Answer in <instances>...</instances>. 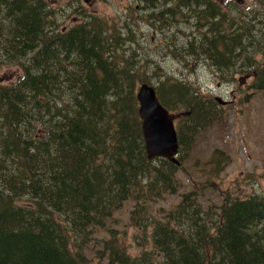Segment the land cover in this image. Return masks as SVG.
<instances>
[{"label": "trees", "instance_id": "trees-1", "mask_svg": "<svg viewBox=\"0 0 264 264\" xmlns=\"http://www.w3.org/2000/svg\"><path fill=\"white\" fill-rule=\"evenodd\" d=\"M144 1L157 8L171 0ZM176 4L157 18L164 21L163 12L174 17L183 5L206 28L201 43H190L195 51L185 49L188 55L222 73L244 58L259 63L264 31L252 21L230 23L214 0ZM54 20L48 0H0V65L14 70V80L0 81V264H90L86 251L101 230L113 240L102 239L97 264H264V191L227 195L220 212L210 214L195 187L163 218L149 219L154 202L180 189L186 145L220 112L218 102L181 78L153 85L162 104L179 115L182 160L149 159L137 91L152 84L138 65L118 62L104 21L85 14L64 31ZM249 33H257L253 50ZM256 64L250 68L256 66L264 88ZM223 152L210 157L205 182L228 166ZM130 200L137 230L147 231L140 246L149 244L137 254L110 227Z\"/></svg>", "mask_w": 264, "mask_h": 264}, {"label": "rangeland", "instance_id": "rangeland-1", "mask_svg": "<svg viewBox=\"0 0 264 264\" xmlns=\"http://www.w3.org/2000/svg\"><path fill=\"white\" fill-rule=\"evenodd\" d=\"M229 15L231 23L252 21L258 31H264V6L256 0H214ZM55 12L54 22L68 30L84 19V15H94L104 21L106 36L112 43L116 59L121 65L139 66L147 82L158 86L166 78L184 79L195 88L200 96L213 99L219 104L220 112L211 123L200 127L194 141L186 145L189 152L183 161L187 171L180 170L177 178L180 189L175 194H167L152 204L149 218L158 220L164 217L165 211L178 204L183 193L199 190V200L203 207L212 214L220 212L224 198H247L249 195L263 194L264 191V88L258 87V76H254L256 62L242 59L234 63L233 72L222 73L212 67L211 62L185 50L195 51L191 42L197 46L202 41L206 28L202 27L197 13L188 7L180 6L175 18L164 13L165 20L160 21L158 13L164 9L177 6L176 0L149 6L144 0H48ZM163 3V1H161ZM50 18V17H49ZM229 24L227 23V26ZM57 31V30H56ZM192 32V33H191ZM250 34V33H249ZM257 33L254 35L256 36ZM135 36V37H134ZM250 37L252 43L255 37ZM196 41V42H195ZM254 43L253 48L255 47ZM169 47V48H168ZM251 50L250 56L254 54ZM247 53L244 54L246 57ZM259 69L264 71V54L255 55ZM207 61V62H206ZM233 65V64H232ZM243 65H246L243 66ZM246 69V71H243ZM144 75V76H143ZM14 80V70L7 65H0V81ZM170 110V109H169ZM173 113L176 111L170 110ZM182 113L185 111H181ZM179 120H176V127ZM224 151L229 157L225 170L215 176L211 182H205L209 176L207 162L215 150ZM179 160L180 155L178 156ZM224 204V203H223ZM134 201H128L115 213L116 221L110 227L118 229L120 237H126V244L131 252L137 254L148 249V242L142 244L146 230H137L136 217L133 218ZM216 207V208H214ZM214 215L207 219L214 220ZM86 254L97 264L101 261L97 249L102 247V239L113 240L111 233L101 230L95 233ZM138 237V239L136 238ZM160 261V257H158Z\"/></svg>", "mask_w": 264, "mask_h": 264}, {"label": "water", "instance_id": "water-1", "mask_svg": "<svg viewBox=\"0 0 264 264\" xmlns=\"http://www.w3.org/2000/svg\"><path fill=\"white\" fill-rule=\"evenodd\" d=\"M142 132L149 159L158 157L179 164V138L175 125L177 115L160 101L154 86L143 83L137 92Z\"/></svg>", "mask_w": 264, "mask_h": 264}, {"label": "bare ground", "instance_id": "bare-ground-1", "mask_svg": "<svg viewBox=\"0 0 264 264\" xmlns=\"http://www.w3.org/2000/svg\"><path fill=\"white\" fill-rule=\"evenodd\" d=\"M161 14V13H160ZM169 14V13H168ZM214 14V13H213ZM216 15V14H215ZM217 17V16H216ZM220 23V22H219ZM206 24V23H205ZM192 33V32H191ZM254 34V33H253ZM135 37V36H134ZM256 37V36H255ZM196 42V41H195ZM169 48V47H168Z\"/></svg>", "mask_w": 264, "mask_h": 264}, {"label": "flooded vegetation", "instance_id": "flooded-vegetation-1", "mask_svg": "<svg viewBox=\"0 0 264 264\" xmlns=\"http://www.w3.org/2000/svg\"><path fill=\"white\" fill-rule=\"evenodd\" d=\"M232 1V0H231Z\"/></svg>", "mask_w": 264, "mask_h": 264}]
</instances>
